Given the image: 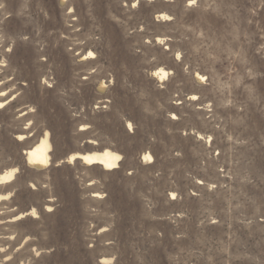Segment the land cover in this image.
Returning <instances> with one entry per match:
<instances>
[{"label":"rangeland","instance_id":"rangeland-1","mask_svg":"<svg viewBox=\"0 0 264 264\" xmlns=\"http://www.w3.org/2000/svg\"><path fill=\"white\" fill-rule=\"evenodd\" d=\"M0 102V264H264V0H0Z\"/></svg>","mask_w":264,"mask_h":264},{"label":"bare ground","instance_id":"bare-ground-1","mask_svg":"<svg viewBox=\"0 0 264 264\" xmlns=\"http://www.w3.org/2000/svg\"><path fill=\"white\" fill-rule=\"evenodd\" d=\"M68 0H60V4L66 5ZM106 87L105 83L100 84V88L104 89ZM7 102H0V107L3 106ZM52 144L50 141L49 133H47L44 137H42L38 143H36L31 149L25 151L26 160L30 167L35 169H43L51 164L52 162ZM81 158L84 163L88 165L99 164L103 166L104 169H113L119 166L120 161L122 159V154L111 150L104 149L102 151H93L83 153H74L72 154L68 160H73L74 158ZM15 173V168L9 170L2 176H0V183L6 178L12 177ZM37 211L35 209L31 210L32 215H35Z\"/></svg>","mask_w":264,"mask_h":264}]
</instances>
